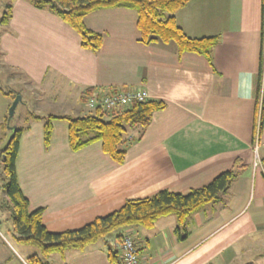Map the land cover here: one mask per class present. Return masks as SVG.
<instances>
[{"label": "crops", "instance_id": "1", "mask_svg": "<svg viewBox=\"0 0 264 264\" xmlns=\"http://www.w3.org/2000/svg\"><path fill=\"white\" fill-rule=\"evenodd\" d=\"M263 14L264 0H190L176 11L177 23L190 37L219 36L209 62L193 53L178 57L174 43H140L133 10L86 16L87 28L105 36L94 53L50 11L29 0L14 2L10 22L0 23V67L15 74L13 85L28 86L30 113L45 115L48 106L70 116L91 113L84 103L90 89L137 90L166 103L139 140L130 132L134 141L123 164L105 154L101 142L73 152L66 121H54L46 149L43 124L24 120L17 177L30 211L44 210L48 231L77 230L129 200L162 190L187 194L225 171H238L221 200L192 214L185 226L169 215L150 229L126 227L84 250H69L65 258L59 256L64 264H111L110 250L123 264L127 232L134 236L139 264H264V168L254 167L253 146L260 117ZM12 91L15 98L21 95ZM5 119L0 117V143L10 138ZM259 138L262 154L264 119ZM10 238L16 239L10 211L4 214L0 204L4 264L16 262ZM18 244L22 263L29 264L30 249Z\"/></svg>", "mask_w": 264, "mask_h": 264}, {"label": "trees", "instance_id": "2", "mask_svg": "<svg viewBox=\"0 0 264 264\" xmlns=\"http://www.w3.org/2000/svg\"><path fill=\"white\" fill-rule=\"evenodd\" d=\"M10 0L4 7L0 19L1 24L10 22L13 16V4ZM190 0H29L37 9L48 10L72 28L81 39L84 49L98 53L103 45L104 34L87 28L84 19L89 14L108 9L124 8L137 13V28L140 32V43L152 45L154 43H174L177 55L193 53L205 57L211 62L214 47L219 42V36L193 38L177 23L174 13L185 7ZM264 15V14H263ZM262 37H264L263 17ZM264 91V48L261 54V65L258 82V102L261 91ZM90 89L86 93L90 94ZM85 93V94H86ZM17 93L7 92L8 96ZM85 101V95H84ZM262 106V123L264 119V94ZM166 103L158 100L146 99L144 102L135 101L125 109L104 111L96 109L93 113L83 116L70 115H41L34 112L30 117L41 122L44 129V146L49 149L54 132V121L68 123V142L73 152H78L96 142L102 143V149L114 162L123 164L127 150L134 141L129 140L131 131H136L139 140L149 127L154 113L164 110ZM8 118L4 121L7 130ZM26 128L18 127L15 135L10 138L7 146L0 150V194L4 193V202L10 211V220L14 228L17 242L39 249V254L30 256L29 264H50L49 258L59 254L65 258L69 250H84L86 247L105 239L107 236L126 227L140 226L152 228L162 217L175 215L179 226H185L189 217L204 206L216 203L226 194L238 176L235 168L218 175L212 182L187 194L162 190L157 194L127 201L117 211L104 217L96 218L93 222L77 230L62 233H52L43 224V209L30 211L29 200L24 195L16 172V160L19 153L20 141ZM12 137V138H11ZM135 140V141H136ZM264 168V152L260 154ZM4 176L7 182H4ZM2 205V203L0 202ZM122 236H118L120 240ZM111 264H121L118 252L109 251Z\"/></svg>", "mask_w": 264, "mask_h": 264}, {"label": "rangeland", "instance_id": "3", "mask_svg": "<svg viewBox=\"0 0 264 264\" xmlns=\"http://www.w3.org/2000/svg\"><path fill=\"white\" fill-rule=\"evenodd\" d=\"M10 0H1L0 1V17L3 15L4 13V6L9 3ZM13 77H15V74H12V71L10 70H6L5 68L0 67V117L4 116V117H9V109L11 107V105L14 103L15 98H13V96H8L7 92L12 91V90H18L21 92V95H17L21 97V101L18 104V107L16 108L15 111V115L14 118L12 120L11 125H15L18 127L23 126L22 124L24 123V120L30 118V110L31 107L26 105V102H28L30 99H32L30 93L28 92V86H23V84H19L17 87L15 85H13L14 83L12 82ZM85 95V94H84ZM16 96V97H17ZM45 111L42 112V114H55V115H64L65 112L64 111H60L61 109L59 108H52L50 106H48L46 109H44ZM90 111H88L89 113ZM94 110L91 111V113H93ZM9 142V139H6L5 141H3V143H0V150L4 149L7 144ZM0 171H3V166L0 165ZM4 182H7V178L4 176ZM4 197V193L0 194V202L2 203V212L4 214L9 213V209L7 207V203L6 201L4 202L3 200ZM116 233H113L111 235H115ZM11 245L13 246V248H15L17 250V252L19 254H21L22 256H24V253L21 252V246H19L18 242L16 239H9ZM23 247V246H22ZM26 249H30L31 253L30 255L33 254H39V249L33 246H26ZM18 253L12 255L15 259L16 262L20 263V264H24L22 263ZM59 254H54L53 257L51 258V264H64L61 260V258H59ZM61 257V256H60ZM4 257L0 254V264H4ZM245 259H248L247 257ZM16 262L14 261L12 264H16Z\"/></svg>", "mask_w": 264, "mask_h": 264}, {"label": "built area", "instance_id": "4", "mask_svg": "<svg viewBox=\"0 0 264 264\" xmlns=\"http://www.w3.org/2000/svg\"><path fill=\"white\" fill-rule=\"evenodd\" d=\"M263 88L260 95V117L258 128L256 131L255 141H254V152L255 160L254 167H261L262 162L260 158V138L259 133L262 123V104H263ZM147 95L141 91L135 90H124V89H108V90H94L92 93L85 94V105L90 110L102 109L104 111H114L118 109H125L135 101L144 102ZM121 260L123 264H139L138 262V250L136 248L134 236L131 232H127L123 236L122 242V256Z\"/></svg>", "mask_w": 264, "mask_h": 264}, {"label": "water", "instance_id": "5", "mask_svg": "<svg viewBox=\"0 0 264 264\" xmlns=\"http://www.w3.org/2000/svg\"><path fill=\"white\" fill-rule=\"evenodd\" d=\"M21 101V97L20 96H17L15 98V101L14 103L11 105L10 109H9V117H8V120H7V125H8V128L10 129V131L12 132V137L15 135L16 131H17V126L15 125H10V122L13 120L14 118V115H15V111H16V108L19 104V102ZM11 137V138H12Z\"/></svg>", "mask_w": 264, "mask_h": 264}]
</instances>
